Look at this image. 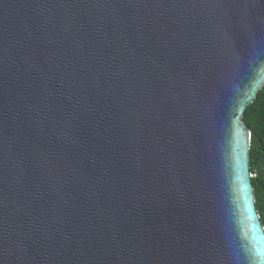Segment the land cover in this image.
Instances as JSON below:
<instances>
[{
	"label": "water",
	"instance_id": "95a60500",
	"mask_svg": "<svg viewBox=\"0 0 264 264\" xmlns=\"http://www.w3.org/2000/svg\"><path fill=\"white\" fill-rule=\"evenodd\" d=\"M263 85L264 0H0V264H264Z\"/></svg>",
	"mask_w": 264,
	"mask_h": 264
},
{
	"label": "trees",
	"instance_id": "16d2710c",
	"mask_svg": "<svg viewBox=\"0 0 264 264\" xmlns=\"http://www.w3.org/2000/svg\"><path fill=\"white\" fill-rule=\"evenodd\" d=\"M243 120L250 128V169L255 204L264 226V85L245 109Z\"/></svg>",
	"mask_w": 264,
	"mask_h": 264
},
{
	"label": "snow or ice",
	"instance_id": "6c2138e0",
	"mask_svg": "<svg viewBox=\"0 0 264 264\" xmlns=\"http://www.w3.org/2000/svg\"><path fill=\"white\" fill-rule=\"evenodd\" d=\"M242 183L244 184V188H247L248 187V185L246 183H244L243 181H242Z\"/></svg>",
	"mask_w": 264,
	"mask_h": 264
}]
</instances>
